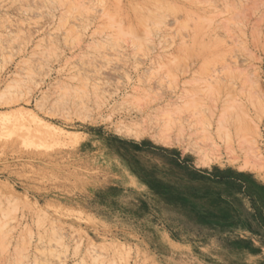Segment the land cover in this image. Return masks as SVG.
I'll return each instance as SVG.
<instances>
[{"label":"rangeland","instance_id":"1","mask_svg":"<svg viewBox=\"0 0 264 264\" xmlns=\"http://www.w3.org/2000/svg\"><path fill=\"white\" fill-rule=\"evenodd\" d=\"M0 264H264V0H0Z\"/></svg>","mask_w":264,"mask_h":264},{"label":"bare ground","instance_id":"2","mask_svg":"<svg viewBox=\"0 0 264 264\" xmlns=\"http://www.w3.org/2000/svg\"><path fill=\"white\" fill-rule=\"evenodd\" d=\"M15 84V83H14ZM42 100V99H41ZM168 112V111H167ZM40 247V246H39Z\"/></svg>","mask_w":264,"mask_h":264}]
</instances>
